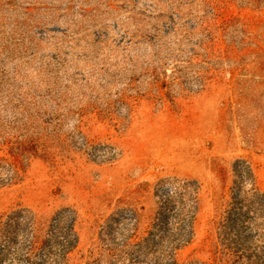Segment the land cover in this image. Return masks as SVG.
<instances>
[{
	"label": "rangeland",
	"instance_id": "obj_1",
	"mask_svg": "<svg viewBox=\"0 0 264 264\" xmlns=\"http://www.w3.org/2000/svg\"><path fill=\"white\" fill-rule=\"evenodd\" d=\"M234 164L264 190V0H0V264L156 262L169 195L214 262Z\"/></svg>",
	"mask_w": 264,
	"mask_h": 264
},
{
	"label": "trees",
	"instance_id": "obj_2",
	"mask_svg": "<svg viewBox=\"0 0 264 264\" xmlns=\"http://www.w3.org/2000/svg\"><path fill=\"white\" fill-rule=\"evenodd\" d=\"M169 84L165 80H159L158 83L163 87H169ZM203 85L200 83L197 89H202ZM32 147L31 155H37L36 147L34 145ZM233 172L234 179L230 187L229 198L217 222V255L214 262H201V264H264V190L259 187L250 165L234 164ZM171 201H174V198L169 195L161 206L163 211L157 213L150 225L148 236V238H153L154 251L160 250L159 246L164 240L169 243L168 249L162 250L164 253L156 257V262H146V264H176L177 251L192 238V221L188 228L184 229L178 224L180 223L179 216L178 220L170 219ZM190 218H193L192 215ZM74 248V241L66 242L61 250L63 257H67ZM163 260H168V262ZM54 263L72 264L71 262ZM31 264H42V262Z\"/></svg>",
	"mask_w": 264,
	"mask_h": 264
}]
</instances>
